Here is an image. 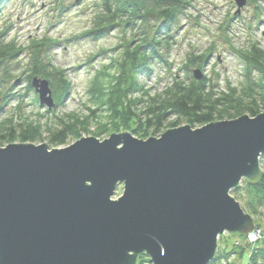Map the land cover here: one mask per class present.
<instances>
[{
  "label": "water",
  "instance_id": "1",
  "mask_svg": "<svg viewBox=\"0 0 264 264\" xmlns=\"http://www.w3.org/2000/svg\"><path fill=\"white\" fill-rule=\"evenodd\" d=\"M234 3L238 15L246 0ZM31 85L55 106L46 80ZM262 155L264 112L146 140L0 147V264H210L218 238L256 228L230 192L259 180Z\"/></svg>",
  "mask_w": 264,
  "mask_h": 264
},
{
  "label": "rangeland",
  "instance_id": "2",
  "mask_svg": "<svg viewBox=\"0 0 264 264\" xmlns=\"http://www.w3.org/2000/svg\"><path fill=\"white\" fill-rule=\"evenodd\" d=\"M0 5V35L3 36V41L12 42L21 49L16 60L6 62L13 77L3 88V92L7 94V99L19 98L20 104L22 103L21 110L17 113L15 100L9 101V104L2 108L4 98H0V126L3 121L7 122V128L11 127L12 130L7 131L11 137L6 139L15 138L12 142L3 141V146L0 147H6L8 143L35 146L45 143L49 151L60 150L71 146L82 137H93L102 142L108 139L110 134L122 132H127L140 140L124 127L112 132L107 129L98 137L97 124H104L107 121L102 111H96L93 115L96 119L89 120L86 126L77 122L87 117L88 108L94 109L87 95L88 84L94 73L97 70L101 72L102 66L109 65L110 61L118 56L120 49L129 42L128 34L124 33L126 28L123 30L120 26L97 40L82 35L90 28L94 14L100 10L98 0H4ZM190 5L191 7L179 18L177 29L170 35L169 41L172 45L165 58L167 64H152L149 76L139 74L137 77V82L143 86L149 98L161 92L174 77L184 80L186 74L182 66L191 52L196 54L209 47L212 48V56L201 71V79H209L210 84L217 86V90L220 91L224 90L225 86L238 88L243 82V66L237 59L235 50L242 49L251 40L257 42L264 50V0H246L245 6L238 15H235L237 7L234 0H191ZM223 20L227 21L231 43H225L217 32L218 25ZM35 42H42L43 50L45 49L41 55L42 61L49 62L60 71L68 87V93L64 96L63 93L60 96V91L57 90L56 98L52 97L55 106L50 110L46 106L39 105L38 96L31 85L33 78L30 81L31 89L26 88L27 76L22 73L28 64L31 48ZM194 71V68L188 69V74L192 78ZM59 119L74 123L75 126L66 127V130L72 131L73 136L68 137L65 145L53 146L49 143V132H52L50 134L52 135L62 130L64 126H57ZM174 120L175 118H169L168 122ZM229 120L224 116L220 121ZM185 125L188 124L181 120L178 127ZM134 126L135 124L131 122V130ZM34 128L40 133L35 136L37 139L30 143L21 142V135L36 133L33 131ZM168 129L171 128L165 126L161 134ZM23 130L26 132L23 133ZM160 135L151 134L149 137L159 138ZM141 140L146 139L141 138ZM263 160L264 155L260 157V170L264 173ZM120 196H122V186L116 188L110 200L116 201ZM237 203L240 205L239 201ZM252 219L261 232L259 241L248 244L237 236L225 234L222 239L218 238V253H222L225 249L226 253L232 252V254L228 258L220 257L213 264H246L251 249L258 247L264 249V215ZM235 242L239 245L234 246ZM136 264H150V262L145 256L142 259L138 258Z\"/></svg>",
  "mask_w": 264,
  "mask_h": 264
},
{
  "label": "trees",
  "instance_id": "3",
  "mask_svg": "<svg viewBox=\"0 0 264 264\" xmlns=\"http://www.w3.org/2000/svg\"><path fill=\"white\" fill-rule=\"evenodd\" d=\"M98 1L100 10L94 14L90 28L82 35L97 40L120 26L123 30L126 28L124 33L129 37L128 45L120 49L118 56L114 57L109 65L102 66L101 72L97 70L88 84L87 95L94 109L88 108L87 117L77 122L86 126L89 120L96 119L93 116L96 111L104 112L107 121L104 124H97L98 137L107 129L112 132L124 127L137 138L147 139L151 134L160 135L165 126L171 129L177 128L181 120L192 128H200L218 122L224 116L231 120L244 114L256 117L264 112V50L257 42L251 40L242 49L235 50L237 59L243 66V82L238 88L225 86L224 90L218 91L217 86L211 85L209 79L196 80L188 74L189 68L203 71L213 53L212 48L209 47L200 53L191 52L187 55L182 66L186 74L184 80L174 77L161 92L149 98L143 86L137 82V77L139 74L149 76L152 64H167L165 58L172 45L169 41L170 35L177 29L179 18L191 7V0ZM226 22L223 20L218 25L217 32L225 43H231V38L228 37L230 30ZM42 42L33 43L28 64L22 70L23 75L27 76L26 88L31 89V78L36 77L48 82L53 98H56L57 90L60 91V96L62 93L64 96L68 93L66 79L49 62L42 61L41 55L45 52ZM20 52L21 49L16 47V44L3 41V36L0 35V98H4L1 107H6L9 101L15 100L17 113L21 110V101L19 98L7 99L3 88L13 77L6 62L16 60ZM169 118L175 120L169 123ZM131 122L135 124L132 130ZM6 123L3 121L0 126L1 146L3 141L9 140L6 139L10 136L7 131L12 130L11 127L7 128ZM71 123L59 119L57 126L64 127L60 132L52 135H50L52 132H49V143L53 146L65 145L68 137L73 136L72 131L66 130V127L75 126ZM33 131L36 133L21 135V142H34L37 139L35 136L40 133L37 128ZM14 139L10 138L9 141L12 142ZM231 196L240 202L243 212L251 218L264 215L262 170L256 183L242 181L231 191ZM237 237L246 241L243 236ZM238 245L239 243L235 242L234 246ZM231 254L232 252L226 253L225 249L222 253L217 251L210 264L217 262L222 256L228 258ZM142 257L145 258V256L139 258ZM246 264H264V249L260 247L251 249Z\"/></svg>",
  "mask_w": 264,
  "mask_h": 264
},
{
  "label": "built area",
  "instance_id": "4",
  "mask_svg": "<svg viewBox=\"0 0 264 264\" xmlns=\"http://www.w3.org/2000/svg\"><path fill=\"white\" fill-rule=\"evenodd\" d=\"M261 238V232L259 228H255L249 235L245 237L248 244H255Z\"/></svg>",
  "mask_w": 264,
  "mask_h": 264
}]
</instances>
